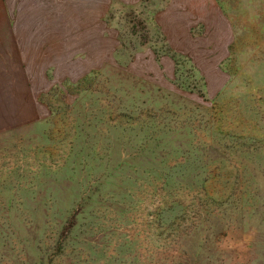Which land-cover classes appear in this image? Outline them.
I'll use <instances>...</instances> for the list:
<instances>
[{"label": "rangeland", "instance_id": "374dc122", "mask_svg": "<svg viewBox=\"0 0 264 264\" xmlns=\"http://www.w3.org/2000/svg\"><path fill=\"white\" fill-rule=\"evenodd\" d=\"M0 264H264V0H0Z\"/></svg>", "mask_w": 264, "mask_h": 264}]
</instances>
